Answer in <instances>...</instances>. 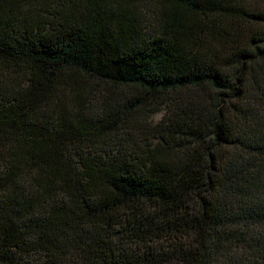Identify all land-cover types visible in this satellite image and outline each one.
I'll return each mask as SVG.
<instances>
[{
    "label": "trees",
    "instance_id": "trees-1",
    "mask_svg": "<svg viewBox=\"0 0 264 264\" xmlns=\"http://www.w3.org/2000/svg\"><path fill=\"white\" fill-rule=\"evenodd\" d=\"M0 264H264V0H0Z\"/></svg>",
    "mask_w": 264,
    "mask_h": 264
},
{
    "label": "rangeland",
    "instance_id": "rangeland-1",
    "mask_svg": "<svg viewBox=\"0 0 264 264\" xmlns=\"http://www.w3.org/2000/svg\"><path fill=\"white\" fill-rule=\"evenodd\" d=\"M161 116H157L155 117V121H158L160 119Z\"/></svg>",
    "mask_w": 264,
    "mask_h": 264
}]
</instances>
